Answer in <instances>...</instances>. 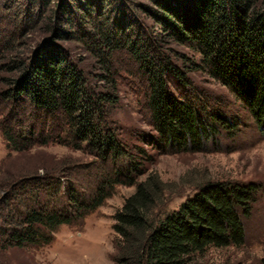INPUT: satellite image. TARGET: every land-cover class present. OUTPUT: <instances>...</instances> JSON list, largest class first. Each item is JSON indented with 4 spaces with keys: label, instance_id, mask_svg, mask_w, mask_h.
I'll return each instance as SVG.
<instances>
[{
    "label": "trees",
    "instance_id": "16d2710c",
    "mask_svg": "<svg viewBox=\"0 0 264 264\" xmlns=\"http://www.w3.org/2000/svg\"><path fill=\"white\" fill-rule=\"evenodd\" d=\"M13 7L0 14V133L7 148H86L100 160L104 176L88 202L68 188L61 205L60 177L47 172L12 184L0 198V252L50 244L58 227L95 210L119 184L136 190L114 216L118 263L190 264L210 247L242 246L243 216L259 186L207 181L177 210L158 214L165 183L157 173L139 180L142 163L118 140L110 112L118 102L122 53L145 79L155 132L141 136L145 144L200 149L214 130L211 116L228 126L221 113L207 114L190 94L186 72L165 56L167 46L182 45L201 55L186 71H205L229 88L264 134V0H26L23 9ZM38 29L44 36L30 54L15 53ZM74 41L96 58L101 73L95 77L104 89L89 87L84 68L63 45ZM137 151L148 155L143 147Z\"/></svg>",
    "mask_w": 264,
    "mask_h": 264
},
{
    "label": "rangeland",
    "instance_id": "374dc122",
    "mask_svg": "<svg viewBox=\"0 0 264 264\" xmlns=\"http://www.w3.org/2000/svg\"><path fill=\"white\" fill-rule=\"evenodd\" d=\"M25 4L26 0H0V14L9 15V7L20 10ZM149 23L152 28L153 22ZM43 36L38 29L15 53L30 54ZM63 45L71 50L75 64L84 68L89 87L104 89V82L95 77L101 73L96 58L78 42H63ZM170 47L167 46L165 56L186 72L193 89L190 94L206 108L208 115L221 113L229 125L218 124L211 116L214 130L200 149L176 151L145 144L141 136L155 134L145 106V79L136 64L120 53L116 64L118 102L110 112L115 134L141 161L145 172L139 180L157 173L165 183L164 201L155 209L158 214L177 210L207 181L257 184L259 191L253 208L248 216H243L244 244L210 247L203 254L194 255L190 264H264V134L246 105L229 88L205 71H186L192 61L201 59L196 50L174 44ZM140 147L146 149L148 155L139 156L137 148ZM126 162V159L121 161L123 165ZM47 172L64 179L60 205L66 203L68 188L75 189L78 198L88 202L104 176L100 160L89 149L75 150L50 143L19 152L7 148L0 133V198L19 179ZM135 190L136 185H116L95 210L76 217L72 224L58 227L50 244L10 248L0 252V264H120L116 260L120 237L114 229V216ZM41 199L47 204L52 202L47 195Z\"/></svg>",
    "mask_w": 264,
    "mask_h": 264
}]
</instances>
